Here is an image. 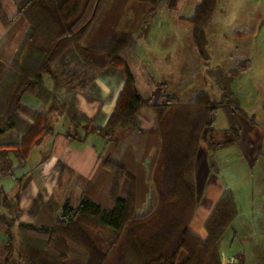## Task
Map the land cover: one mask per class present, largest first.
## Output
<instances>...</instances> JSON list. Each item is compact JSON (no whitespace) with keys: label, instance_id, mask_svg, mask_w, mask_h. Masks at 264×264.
I'll list each match as a JSON object with an SVG mask.
<instances>
[{"label":"trees","instance_id":"1","mask_svg":"<svg viewBox=\"0 0 264 264\" xmlns=\"http://www.w3.org/2000/svg\"><path fill=\"white\" fill-rule=\"evenodd\" d=\"M13 1L17 10L15 18L25 19L28 29L7 65L9 83L4 89L5 94L0 96V135L7 130L18 134L19 142L5 147L12 151L17 168L26 164L31 150L52 131L48 115L53 108L48 103L55 99L54 92L60 83L49 91L42 83V76H52V64L69 47L85 64L71 77L82 75L83 81L76 85L80 90L74 91L61 107L70 125L78 128L80 122L91 126V121L76 108V94L84 92L99 71L107 67L121 69L124 84L113 111L105 125L94 127L93 132L107 142L116 128L130 126L152 144L148 143L143 161L153 151L154 157L149 159L148 172L143 161L136 164L138 169L120 162L108 161L104 165L110 177L106 189V197L110 198L107 205L90 199L86 193L75 207L66 200L58 214L49 205H43L52 216L51 223H42L38 228L0 215L7 237L6 241L0 240V264H71L67 260L71 245L83 254L81 264H221L218 242L231 228L238 212L237 204L232 192L224 189L204 221L207 236L204 239L195 236L188 228L197 207L194 165L201 137L215 131L213 125L218 109L225 110L230 127L224 133L231 131L233 138L225 137L215 146L210 142V147L216 149L239 141L241 127L235 115L241 110L235 108V113L226 103L232 97L231 82L248 69L249 62L237 63L222 82L214 81L221 90L219 100L201 90L189 99L160 93L158 99L152 101L136 91L134 76L122 60L133 38L113 31V40L107 48L108 45L118 48V54L104 52V49L97 53L86 43L91 27L95 29L108 0H86L83 6H80V0ZM138 1L150 2L154 9L161 2ZM216 4L217 0H200L189 20L192 40L204 60L207 59L204 28L212 20ZM92 5H96L93 6L96 10L84 19L87 7ZM47 27L48 35L44 30ZM53 80L57 82L54 77ZM25 94L45 105L46 111L38 112L23 103ZM142 111L153 122L148 129L139 117ZM67 137L78 140L68 134ZM146 180L151 184L149 187ZM149 188H152L150 192ZM0 195L3 205L10 201ZM147 202L148 209H143ZM14 224L15 232L12 230ZM96 228L113 233L112 240L104 247L93 241ZM16 249L19 255L13 260Z\"/></svg>","mask_w":264,"mask_h":264},{"label":"rangeland","instance_id":"2","mask_svg":"<svg viewBox=\"0 0 264 264\" xmlns=\"http://www.w3.org/2000/svg\"><path fill=\"white\" fill-rule=\"evenodd\" d=\"M84 2L86 0H80V6H83ZM199 2L200 0H161L160 6L154 9L152 7L154 4L150 2L108 0L107 5H103L104 11L99 14L95 29H93L94 26L91 27L90 35L86 37V43L93 47L95 52L101 53V50L104 49V52L107 51L111 54H118V48L109 47V45L107 48V44L113 40L111 39L113 31L124 33L133 38V43L126 48L122 60L127 63L134 76L136 91L143 97L152 99V101H156L160 93L174 94L180 98L189 99L195 92L201 90L207 91L213 99L219 100V92L213 85L215 84L214 81L222 82L225 75L237 63L246 60L249 62L248 69L230 84L232 97L226 103L228 108L234 110L235 113L237 112L235 108L241 110V113H236L235 116L241 127L243 142L219 147L212 151L210 142H213L215 146L223 142L225 137L227 139L233 138L231 131L224 133V130L230 127V123L225 110L222 108L217 110L215 116L213 125L215 131L211 135L204 134L200 139L194 169V180L198 193L197 197L200 198V207L190 226L194 232L199 228V223L201 225L205 210L202 198L199 196L203 195L207 204L208 199L214 194L212 192L220 186L221 176H216L214 172H211L214 177L208 182L207 196L204 188L202 189L206 183L207 165L209 166V163H212L215 172L220 171L226 174L230 170L233 174L239 175L237 179L240 180L242 175H248L249 178L246 181H241L238 185V190L246 195L243 202L249 201V195L257 199L258 195H262V190L264 192V181L261 186L262 190L259 189L258 184V176L261 174L259 171L264 161V0H217L212 20L204 28L206 60L200 57L192 40V24L189 21ZM93 6L96 7V5L87 7L88 10L84 19L90 17L92 10L94 12ZM44 30H46L45 34L48 35V27ZM7 65L0 64V96L5 94L4 89L9 83L6 76ZM84 67L85 64L77 56L75 50L69 47L52 64V76L47 74L42 76V83L49 91H53L57 83H60L59 88L54 92L55 99L48 103L49 107L53 108L48 115L49 125L53 128L55 120L66 121L64 122L67 123L65 132L78 139L77 141H84L91 133V127L80 122L78 128L74 127L73 124L70 125L69 119L65 114H62L61 107L64 101L72 97L74 91L80 90L76 88V85L79 83L78 81H83L82 75L79 74L74 79L71 77ZM53 77L56 78L57 82L53 80ZM91 83L92 81L88 83L87 87ZM139 117L146 129L152 125L153 122L145 111H142ZM252 117L254 122L259 124L258 128L250 127ZM94 136L98 137L95 133ZM133 136L140 137L139 143ZM142 137L130 126L116 128L114 135L109 137L107 142L98 137L100 141L105 143V146L108 144L109 147L107 152L101 151V170L88 183L83 194L86 193L90 198L107 205L110 198L108 195L106 197V189L109 186L110 177H108L104 165L108 161L114 164L120 162L119 164L138 169L136 164L138 161H143L146 155L144 151L148 143L151 144L149 140ZM249 139L252 140L254 150L261 148L260 156L255 162L250 154ZM123 146H125L123 156L119 160L118 158L112 159L114 154L118 157L117 153L121 152ZM241 149L244 152L245 150L249 151V162H246L244 166L238 161ZM108 153H110L109 157L107 156ZM153 157L154 151L150 152L145 158L146 160L143 161L147 172L149 159H153ZM9 168L7 161L4 160L1 173L8 175ZM139 173H142L141 170ZM232 179H234L232 180L234 183L238 182L235 178ZM262 179L264 180V174H262ZM146 181L149 187L151 184L148 180ZM65 190L66 187L62 184L57 189L55 197L63 196ZM148 190L150 192L152 188ZM102 193L104 195H100ZM66 197L68 199L62 202L68 200L72 207H75L80 199L75 192H70ZM3 203L0 195V205L2 206ZM15 206V201L10 200L0 210L8 212V216H5L6 219L14 218L16 222H19L17 220L19 211L16 210ZM35 206L37 217L35 222L30 225L38 228L42 223L50 224L52 217H50V213L41 203H35ZM49 206L55 214H58L57 210H54L51 205ZM143 209H148V202ZM15 228L16 224L12 227L14 232L16 231ZM3 237L4 235H0V238ZM112 237L113 233L109 230L94 229L93 241L100 247L106 246ZM229 239L230 232L226 231L220 242L226 245ZM14 246L16 247V241H14ZM81 254L80 250L78 251L71 245L67 254L68 262L81 264L83 262V254ZM18 255L19 251L16 249L12 259L16 260ZM229 259H232V264H240L235 255L221 256V264H227Z\"/></svg>","mask_w":264,"mask_h":264},{"label":"crops","instance_id":"3","mask_svg":"<svg viewBox=\"0 0 264 264\" xmlns=\"http://www.w3.org/2000/svg\"><path fill=\"white\" fill-rule=\"evenodd\" d=\"M16 13L17 10L13 0H0V64L2 65L10 63L28 29L27 21L22 18H15ZM123 84L124 76L121 69L107 67L99 71L84 92L75 96L77 110L91 121V133L84 141L71 140L65 132L67 123L64 122L66 121L55 120L52 131L46 134L39 144L31 150L23 167L17 168L18 163L12 151L5 148L7 145L19 142V136L13 130H7L0 135V193L8 200L15 201L16 210L19 211L17 220L20 223L33 224L35 222L37 217L35 203H41L42 206L51 205L59 213L60 204L63 203V200L68 199L66 196L70 192H75L78 197L82 196L85 187L101 170V151L107 152L109 147L108 144L105 146L103 141L94 136L93 129L94 127L105 125L113 111ZM213 85L218 89L220 97V88L216 84ZM22 102L38 112H45L47 109L45 105L41 104L30 94H25L22 97ZM250 121V127H259V124L254 122L253 117ZM133 138L139 143V136L137 138L133 136ZM242 139L241 131L238 142H243ZM248 145L251 149L250 154L255 162L260 156L261 148L254 150L253 148L255 147H253L251 139H249ZM125 146L122 147L121 152H115L118 157L113 153L114 156L111 158H118L119 160L124 154ZM214 150L212 149V151ZM107 156L109 157L110 153ZM4 160L7 161L10 167L8 175L1 173V166ZM238 161L243 166L246 162H249V151L245 150L244 152L241 149ZM209 164V166L207 165L206 183L202 187L206 191L205 195L207 196L208 194L209 187L207 188V185L209 180L214 177V174L221 176L219 180L220 186L212 192L214 194L208 199L209 202L207 204L203 195L199 196L202 198L205 210L201 225L199 223V228L194 232L190 229V226L200 207V198L198 199L197 197V207L189 223V230L200 239H204L207 236L204 221L223 190L228 189L233 194L238 212L231 224V228L227 230L230 232V239L226 242L227 244H221V239L218 242L220 258L223 255H235L238 257L240 264H264V192L261 189L264 181L262 179L264 161L259 171L261 174L258 176L259 189L262 190V195H258V200L249 195V201L246 202H243L246 199V195H243L238 190V185L241 181H246L249 178L248 175H242L240 180L237 179L239 175L233 174L230 170L226 174L220 171L215 172L212 168L214 167L212 163ZM211 172H214V174ZM232 178H235L238 182L234 183ZM63 181L64 183H62ZM62 184L66 187L63 196L55 197L57 189ZM1 207H4V205H0ZM0 214L8 216V212L6 213L5 210H0ZM5 229V225L0 222V235H4L3 238H0L2 241L7 240ZM248 258L249 260H247Z\"/></svg>","mask_w":264,"mask_h":264},{"label":"built area","instance_id":"4","mask_svg":"<svg viewBox=\"0 0 264 264\" xmlns=\"http://www.w3.org/2000/svg\"><path fill=\"white\" fill-rule=\"evenodd\" d=\"M232 263H233L232 259H229V261H227V264H232Z\"/></svg>","mask_w":264,"mask_h":264}]
</instances>
